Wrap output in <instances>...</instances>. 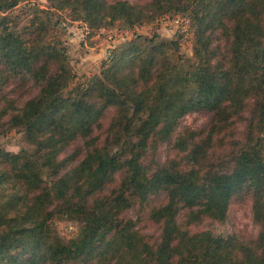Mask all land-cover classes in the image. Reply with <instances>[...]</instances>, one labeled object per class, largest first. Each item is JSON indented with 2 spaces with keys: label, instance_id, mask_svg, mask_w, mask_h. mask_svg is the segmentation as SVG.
Returning <instances> with one entry per match:
<instances>
[{
  "label": "trees",
  "instance_id": "16d2710c",
  "mask_svg": "<svg viewBox=\"0 0 264 264\" xmlns=\"http://www.w3.org/2000/svg\"><path fill=\"white\" fill-rule=\"evenodd\" d=\"M47 1L49 9L0 0V92L14 79L39 88L9 121L35 153L0 148V264H264V0ZM65 16L87 26L90 44L116 24L134 32L181 18L193 58L181 37L135 35L111 51L99 74L78 76L58 31ZM219 36L230 43L226 57L214 45ZM193 112L212 116L207 140L174 142L185 164L146 165L149 150L155 155ZM232 118L248 123L244 143L226 167L209 165L212 139ZM108 119L107 137H93ZM78 140L87 141L84 158L46 187L64 173L58 159ZM118 173L124 178L113 187ZM244 190L260 225L254 242L190 231L202 215L224 221ZM157 192L168 201L150 215L162 228L151 245L121 216ZM183 209L191 211L185 226ZM59 217L79 223V241L59 239Z\"/></svg>",
  "mask_w": 264,
  "mask_h": 264
},
{
  "label": "rangeland",
  "instance_id": "374dc122",
  "mask_svg": "<svg viewBox=\"0 0 264 264\" xmlns=\"http://www.w3.org/2000/svg\"><path fill=\"white\" fill-rule=\"evenodd\" d=\"M109 3L118 0H107ZM131 5L143 6L151 0H123ZM22 8L38 7L49 9L50 4L47 0H22ZM56 20V19H55ZM58 31L63 44L68 52L71 67L78 76L95 75L100 73L101 64L107 59L111 51L119 48L127 41L133 39L135 35L152 36L154 33L162 38L175 40L181 37L182 52L188 59L193 58L192 40L193 35L189 33L187 23L181 18L163 17L153 27H144L130 32L121 24H116L110 28L102 30L94 39L92 44L87 42L89 29L87 26L69 17H63L58 25ZM215 47H218L220 56H228L230 43L224 37H216ZM39 93V88L33 81L23 82L19 79L7 82L0 92V148L12 154H32L36 147L30 143L22 128H12L9 121L13 115L23 109L24 105L35 98ZM249 118V115H246ZM108 120L105 121L103 129L94 133L93 137L99 136L103 141L106 134ZM215 123L212 122V116L203 112H193L185 115L176 125L170 141L164 142L158 148L156 154L149 150L144 163L156 169L158 165L171 166L172 162L178 161L186 163L183 154L179 149L173 146L181 138L187 141L194 139L196 142L204 143ZM248 123L232 118L228 126L224 128L217 136L212 139V148L209 151V165L216 164L226 167L234 153L244 143V137L247 133ZM87 141L78 140L72 144L60 155L58 161H66L64 173L50 178L46 187L56 183L64 174L70 172L84 158L88 150ZM207 144V143H206ZM75 155L76 159L69 160V156ZM124 178V174L115 175V183L119 185ZM168 201L166 192H157L150 195L147 202L135 203L133 207L122 214L124 220H131L136 224V231L139 236L144 238L151 245H156L162 233L161 224L155 222L151 213L164 206ZM198 211L197 209L195 210ZM191 214L189 210H182L178 215V223L185 226L186 220ZM191 232L210 231L217 235L229 236L243 241L245 243L254 242L260 233V225L254 220L253 202L251 194L244 190L238 196H234L230 204L227 216L224 221L215 220L213 217L202 215V220L198 225L190 228ZM55 230L59 239L66 244H73L80 240V225L76 221L68 218L59 217L55 219ZM78 264V263H76Z\"/></svg>",
  "mask_w": 264,
  "mask_h": 264
}]
</instances>
